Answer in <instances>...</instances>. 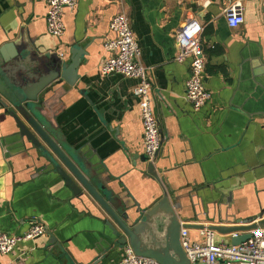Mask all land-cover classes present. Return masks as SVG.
Here are the masks:
<instances>
[{
  "label": "crops",
  "instance_id": "1",
  "mask_svg": "<svg viewBox=\"0 0 264 264\" xmlns=\"http://www.w3.org/2000/svg\"><path fill=\"white\" fill-rule=\"evenodd\" d=\"M235 1L244 5L245 22L231 28L225 9ZM47 12L48 0H0V48L24 37L39 55L55 52L68 63L80 58L78 81L59 99L58 134L65 148L84 149L93 163L98 161L93 167L100 172L102 193L143 207L168 194L182 206L183 221L207 227L241 226L221 220L218 208L210 209L207 221L196 219V210L207 211L229 197V218H260L264 0H78L75 8L64 10L60 38L48 33ZM120 13L130 21L153 81L162 139L155 171L137 159L144 154L137 82L100 73L105 44L114 37L110 23ZM192 20L203 27L205 87L212 94L199 111L186 98L190 64L176 60V33ZM12 78L23 82L19 71H12ZM16 132L0 108V233L21 236L35 221L48 231L20 242L12 254H0V264H118L126 247L111 250L108 215L88 193L76 196L59 174L50 172L40 152L9 141ZM199 231L190 230L192 241L203 240ZM231 236L217 234L216 241L231 244Z\"/></svg>",
  "mask_w": 264,
  "mask_h": 264
},
{
  "label": "water",
  "instance_id": "2",
  "mask_svg": "<svg viewBox=\"0 0 264 264\" xmlns=\"http://www.w3.org/2000/svg\"><path fill=\"white\" fill-rule=\"evenodd\" d=\"M70 61L68 63L65 56L51 51L39 55L34 48H29L24 37L5 44L0 48V108L13 120L17 129L9 141L18 142L26 151L34 149L40 152L50 172L59 174L76 196L88 193L108 215L111 250L130 246L136 255L154 259L160 264H191L181 243L182 228H208L223 236L237 234V237L231 236L232 245H240L251 238L252 231L264 229V211L259 219L229 218L231 197L225 203L213 202L207 211L196 210V219L205 222L210 219V209L217 211L218 208L221 220L242 223L241 226L207 227L192 224L191 219L183 221L178 211L182 206L172 202L168 194L143 207L139 202L127 205L122 195L102 193L98 187L102 182L97 176L100 172L93 167L98 161L94 159L93 163L84 149L73 152L65 148L59 140L57 120L63 111V106H58L59 99L79 79L80 58ZM15 70L19 71L23 82L12 78ZM137 159L155 171V166L148 163L145 154L137 156Z\"/></svg>",
  "mask_w": 264,
  "mask_h": 264
},
{
  "label": "built area",
  "instance_id": "3",
  "mask_svg": "<svg viewBox=\"0 0 264 264\" xmlns=\"http://www.w3.org/2000/svg\"><path fill=\"white\" fill-rule=\"evenodd\" d=\"M78 0H48L47 30L60 38L65 32L63 14L65 9L76 7ZM225 16L231 28H238L245 22L244 5L235 1L225 9ZM114 37L105 48L107 56L102 62L100 73L104 77L118 75L135 80L134 95L144 134V154L148 163L155 166L161 151L162 139L157 116L153 106V81L148 68L141 62V50L124 13L117 14L110 23ZM203 27L197 20L189 21L176 33L177 56L180 63L189 62L190 76L186 81V98L195 111L201 110L212 98L205 87L206 59L202 42ZM48 227L40 221L21 236L0 233V254H12L23 241H34L47 234ZM201 242L192 241L190 230L181 229V243L191 264H264V229L252 231L251 238L240 245L217 242V233L205 228L200 230ZM237 237L238 235H232ZM118 264H160L154 259L135 254L128 246Z\"/></svg>",
  "mask_w": 264,
  "mask_h": 264
}]
</instances>
